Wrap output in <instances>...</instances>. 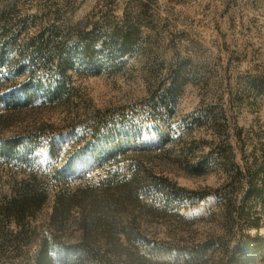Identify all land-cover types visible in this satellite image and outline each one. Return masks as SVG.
Wrapping results in <instances>:
<instances>
[{
	"label": "rangeland",
	"instance_id": "1",
	"mask_svg": "<svg viewBox=\"0 0 264 264\" xmlns=\"http://www.w3.org/2000/svg\"><path fill=\"white\" fill-rule=\"evenodd\" d=\"M46 239L53 264H264V0H0V264Z\"/></svg>",
	"mask_w": 264,
	"mask_h": 264
},
{
	"label": "trees",
	"instance_id": "2",
	"mask_svg": "<svg viewBox=\"0 0 264 264\" xmlns=\"http://www.w3.org/2000/svg\"><path fill=\"white\" fill-rule=\"evenodd\" d=\"M4 152H12L11 149H5ZM41 193H37V195H30L28 193H26L25 191H22L19 195V198L16 197L17 199H13L11 201H9L8 203H6V205L3 208V213L4 216L6 215V217H17V219H19L20 221L25 220V218L27 217L28 213H30L32 210H34V208L39 207L41 202H42V197L40 195ZM63 203V202H62ZM63 207L57 208L55 210V214L54 217H60L61 214L63 213ZM31 226L34 228H37L35 225L33 226L31 224ZM47 243H49V240L46 239L44 240V244L42 246V249L40 251V255L38 257V264H53L52 259L50 258L49 261L47 260L48 257V249H47ZM66 251V255L69 257V252L70 249H65ZM67 257V258H68ZM71 261L69 264H76V262L78 261V256L75 255V253L71 252ZM69 259V258H68Z\"/></svg>",
	"mask_w": 264,
	"mask_h": 264
}]
</instances>
